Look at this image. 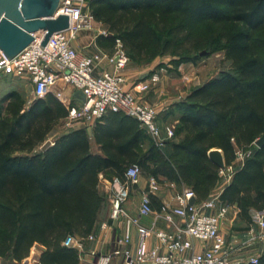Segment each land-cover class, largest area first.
Instances as JSON below:
<instances>
[{"label":"trees","instance_id":"obj_1","mask_svg":"<svg viewBox=\"0 0 264 264\" xmlns=\"http://www.w3.org/2000/svg\"><path fill=\"white\" fill-rule=\"evenodd\" d=\"M87 6L107 26L98 44L112 50L119 39L133 61L158 54L192 60L214 38L195 37L197 25L227 24L215 34L224 39L232 71L219 72L174 106L180 113L168 152L150 141L143 150L145 132L120 111L91 125L101 153L91 151L86 127L61 133L42 151L66 116L65 105L48 93L25 106L17 89L7 90L0 97V257L20 262L36 242L44 247L40 264H77L78 249L62 241L90 233L103 203L98 174L123 179L130 164L191 188L196 201L206 199L220 181L207 155L211 148L221 150L226 164L235 158L234 146L251 148L218 195L235 206L244 224L235 228L246 229L250 210L264 207V144H253L264 130V34L253 36L264 33V0H88ZM239 264H264V252Z\"/></svg>","mask_w":264,"mask_h":264},{"label":"built area","instance_id":"obj_2","mask_svg":"<svg viewBox=\"0 0 264 264\" xmlns=\"http://www.w3.org/2000/svg\"><path fill=\"white\" fill-rule=\"evenodd\" d=\"M86 0H59L54 16L67 14L68 26L53 32L46 44L41 46V35L34 39L17 54L8 58L0 52V75L27 76L34 98L44 97L51 93L60 100L67 109L65 118L69 124L74 120H81L87 127L100 120L108 111H120L135 118L152 139L156 146H161L163 139L157 124V110L146 103L139 93L146 92L150 84L158 79L156 72L148 77L132 82L130 88H125V78L122 70L129 58L119 39L115 40L111 54L94 52L91 54L78 53L71 44V40L82 28L90 27L92 16L87 9ZM105 35L107 33L103 32ZM105 58L112 66L111 70L97 71V63ZM59 84L72 87L81 94L78 105L66 101ZM173 136V126L166 130V138ZM254 144V142H253ZM251 153V148L244 151L236 150L234 160L243 161ZM236 166L233 160L218 168L220 181L230 180ZM140 168L137 164H130L125 170L123 179L113 177L108 197L109 219L115 220L126 215L123 208L130 187L137 183ZM156 188L154 177H150L148 190L141 196L138 208L139 215L152 212L149 191ZM217 193L208 198L190 204L189 199L195 197L189 187H184L179 195V203L163 215L167 225L174 226L173 230L155 229L139 224L136 217H129L128 221L136 225L139 243L134 257L124 245L129 241L128 233L119 237L117 247L112 254H123L121 264H232V256L239 249L259 240L264 243V207L250 210V223L242 240L224 238L220 231V223L226 216L228 205H218ZM216 208V211L207 212ZM177 217L179 223L174 218ZM153 236L155 244L147 245V239ZM93 239L92 234L86 236ZM83 238L68 235L62 241L63 245L83 248ZM197 242V245H196ZM90 255L95 251L90 250ZM257 257H251L249 262H256ZM27 264H40L34 251ZM83 264H107L86 261Z\"/></svg>","mask_w":264,"mask_h":264},{"label":"crops","instance_id":"obj_3","mask_svg":"<svg viewBox=\"0 0 264 264\" xmlns=\"http://www.w3.org/2000/svg\"><path fill=\"white\" fill-rule=\"evenodd\" d=\"M88 9V6H87ZM86 9V10H87ZM98 23V22H95ZM99 28H103V31H100ZM107 26L105 24L102 27H98L94 25L93 27L82 28L80 29L75 37L71 40V44L74 49L78 53L82 54H91L94 52H101L103 54H111L114 50L105 48L101 46L97 42V37L100 34L105 35L103 32L107 33ZM97 71L101 70H111L112 66L105 58H102L96 67ZM149 70L144 67H124L122 70L123 75L125 76V88H130L132 82L137 79H141L145 76V71ZM25 79L28 80L27 76H24ZM29 82V81H28ZM67 85L59 84L60 89L63 92V95L67 101L73 104L75 101L71 98L70 93L64 92V87ZM127 86V87H126ZM12 89H16L15 87ZM191 91V90H190ZM188 91L186 95L190 92ZM80 93V92H79ZM145 102L150 101L154 103L155 95H147V94H138ZM81 94L80 99L77 100V105L81 102ZM76 104V103H75ZM173 100L168 101L167 99L163 101H156L155 106L157 110V124L160 128V133L163 139V143L159 146L165 152L170 150L169 141H175L176 138H166V130L175 125L177 122V117L180 111L173 109L174 105ZM170 106L172 109H170ZM109 112V111H108ZM107 112V113H108ZM106 113V114H107ZM105 114V115H106ZM139 126V125H138ZM92 128V126H90ZM87 128V127H86ZM76 129V128H75ZM142 129V128H140ZM143 130V129H142ZM144 131V130H143ZM145 132V131H144ZM146 141L142 144V149L144 150L149 141L153 143L152 139L145 132ZM90 149L93 153H101L99 145L95 142L92 134L90 135ZM243 161H237L233 159V163L238 168ZM98 183L97 190L103 196V203L98 212V216L96 221L94 222L90 234H92L93 239H88L86 237L83 238V248L79 251V260L77 264H83L86 261H95L99 263H107V264H121L123 262V254L117 253L112 254L113 250L117 247V239L123 236L125 233L129 235V241L124 245L125 248L129 249L131 257H134L135 250L139 243V234L136 230V225L132 222L128 221L129 217H136L138 219L139 224L144 225L146 227L153 226L155 229H165V230H173L174 226L167 225L164 221L163 215L168 212L173 207L177 206L179 203V195L185 185L176 183L174 181L167 180L166 178L159 176L155 178L156 188L149 191V194L153 196L150 201V205L152 208V212L147 215H139L138 208L141 201L142 194L148 190L149 179L152 176H147L145 174L140 173L138 181L136 184L130 187L129 194L123 203V208L125 210L126 215L120 216L118 219L111 220L109 219V202L108 197L111 190V180L112 178H106L103 173L98 174ZM229 182L228 181H219L217 185L211 191V194L217 193L219 194L223 187ZM209 195V196H210ZM208 196V197H209ZM207 197V198H208ZM224 203L218 202V205H222ZM217 207L213 209H208L207 212H215ZM176 223H179L177 217L174 218ZM238 219L236 218V208L235 206H229L224 219H222L220 223V231L223 233V236L227 240L238 239L242 240L245 237L246 229H238L235 228L236 225L233 224V221ZM233 224V225H232ZM155 244V239L153 236H150L147 239V245L149 247ZM197 245V242H196ZM44 249V247L39 243H34L32 245V250L30 248V252L28 256L23 258L20 262H15L16 264H24L27 263V259L30 258L32 253L35 251L37 256ZM94 250L95 254L90 255L88 252L90 250ZM262 252H264V243L259 240H254L253 243L249 244L246 247H243L238 250L236 254L232 256V264L246 263L249 262L251 257H258ZM1 258V257H0ZM1 264V262H0ZM134 264H148V263H134Z\"/></svg>","mask_w":264,"mask_h":264},{"label":"rangeland","instance_id":"obj_4","mask_svg":"<svg viewBox=\"0 0 264 264\" xmlns=\"http://www.w3.org/2000/svg\"><path fill=\"white\" fill-rule=\"evenodd\" d=\"M87 1L88 0H86V6ZM94 25L102 27L103 23L95 21L92 18L90 27H93ZM225 27H227V24L222 23H212L208 25H204L203 23L198 24L196 34H194L195 37H199L203 41L209 37L214 38L212 42L200 48V50H198L195 55L192 54L191 57H194L192 60L178 62V57L171 54H158L149 60H129L125 67H144L149 69L144 72L146 74L143 78L148 77L152 72H156L158 75V79L150 84V88L146 92L142 93V95H155L154 103H151L150 101H146V103L156 108V101L158 102L167 99L168 101L173 100L172 105L176 106L177 103L185 100V94L191 89L201 85L208 79L219 74L221 71H232L231 61L224 56V39L222 37L216 36L215 34L216 31L224 29ZM99 29L100 31H103V28ZM263 34L264 33L259 29L253 31V36H263ZM14 87L24 98L25 106L29 105L34 97L32 94L31 85L29 84L28 80L25 79L24 76L0 75V97L7 90ZM69 91H71V98L75 101L73 104L77 105L79 102L78 98L80 99L79 91L73 89L70 86L64 87L65 93L68 94ZM172 108L170 106V109ZM80 127L87 126L81 120H74L68 124L67 119L63 117L62 119L58 120L45 140L49 139L53 143L54 139L61 133ZM173 130L175 129L173 128ZM233 224L236 226L244 225L243 222L239 220H234ZM0 262L1 264H16L9 257L0 258ZM24 264L27 263L24 262Z\"/></svg>","mask_w":264,"mask_h":264},{"label":"water","instance_id":"obj_5","mask_svg":"<svg viewBox=\"0 0 264 264\" xmlns=\"http://www.w3.org/2000/svg\"><path fill=\"white\" fill-rule=\"evenodd\" d=\"M58 2L59 0H0V52L10 58L37 35L42 36L39 44L44 46L53 32L66 28L67 14L54 16ZM86 130L89 135L92 134L91 127ZM52 144L46 139L40 145V150L43 151ZM254 144L256 147L264 144V130L254 140ZM233 148L234 151L237 150L235 146ZM207 155L218 168L224 167V157L219 148H211ZM194 201V196L189 199L190 204Z\"/></svg>","mask_w":264,"mask_h":264}]
</instances>
